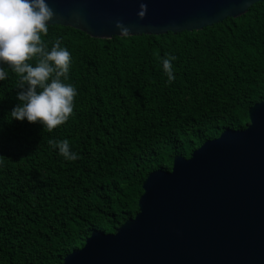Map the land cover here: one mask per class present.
<instances>
[{
    "label": "trees",
    "instance_id": "16d2710c",
    "mask_svg": "<svg viewBox=\"0 0 264 264\" xmlns=\"http://www.w3.org/2000/svg\"><path fill=\"white\" fill-rule=\"evenodd\" d=\"M42 39L69 51L61 80L77 95L52 131L14 120L18 76L0 62V264H62L91 234L115 233L138 213L150 173L244 130L264 97V1L201 31L102 40L48 26ZM49 140H68L79 158Z\"/></svg>",
    "mask_w": 264,
    "mask_h": 264
},
{
    "label": "water",
    "instance_id": "95a60500",
    "mask_svg": "<svg viewBox=\"0 0 264 264\" xmlns=\"http://www.w3.org/2000/svg\"><path fill=\"white\" fill-rule=\"evenodd\" d=\"M263 1L45 0L48 26L102 40L201 31ZM248 115L244 130L227 129L190 158L175 157L170 172L150 173L135 217L91 234L62 264H264V97Z\"/></svg>",
    "mask_w": 264,
    "mask_h": 264
},
{
    "label": "clouds",
    "instance_id": "9594fccd",
    "mask_svg": "<svg viewBox=\"0 0 264 264\" xmlns=\"http://www.w3.org/2000/svg\"><path fill=\"white\" fill-rule=\"evenodd\" d=\"M146 11V5L141 4L139 15L143 17ZM53 15L45 0H0V62L9 65L18 76L20 89L19 104L11 111V117L30 124L39 122L49 131L68 121L77 95L74 86L61 80L68 78L69 51L60 46V39L54 41L50 50L42 39V35L48 34V22ZM116 27L122 35H128L129 29L122 23L117 22ZM174 59L170 56L163 60L169 82L175 79L171 64ZM33 60L34 65L29 63ZM6 76L0 68V81ZM48 144L58 148L66 160L79 158L71 151L68 140H49Z\"/></svg>",
    "mask_w": 264,
    "mask_h": 264
}]
</instances>
